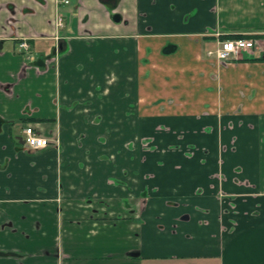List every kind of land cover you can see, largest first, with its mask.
I'll use <instances>...</instances> for the list:
<instances>
[{
  "label": "crops",
  "instance_id": "crops-1",
  "mask_svg": "<svg viewBox=\"0 0 264 264\" xmlns=\"http://www.w3.org/2000/svg\"><path fill=\"white\" fill-rule=\"evenodd\" d=\"M0 264H264V0H0Z\"/></svg>",
  "mask_w": 264,
  "mask_h": 264
},
{
  "label": "built area",
  "instance_id": "built-area-1",
  "mask_svg": "<svg viewBox=\"0 0 264 264\" xmlns=\"http://www.w3.org/2000/svg\"><path fill=\"white\" fill-rule=\"evenodd\" d=\"M63 3H68V0H61ZM62 22L61 16L55 20L56 26H60ZM254 46L253 40L250 38L236 37L224 40H218L216 47L208 51V55L214 56L221 63H226L231 60H237L243 53H248ZM18 51L23 55H27L29 45L25 39H22L18 44ZM25 144L29 148H44L47 145V140L44 137L37 135L31 127H26L24 130Z\"/></svg>",
  "mask_w": 264,
  "mask_h": 264
},
{
  "label": "flooded vegetation",
  "instance_id": "flooded-vegetation-1",
  "mask_svg": "<svg viewBox=\"0 0 264 264\" xmlns=\"http://www.w3.org/2000/svg\"><path fill=\"white\" fill-rule=\"evenodd\" d=\"M61 19H62V18H61ZM61 26H62V23H61V25H60L59 27H61ZM56 27L59 28L58 26H56ZM232 36H233V35H232ZM228 38H232L231 35H230V36H225V37H221L220 35H218V37H217V39H216V44H217V41H218V40H224V39H228ZM235 38H236V37H235ZM244 38H250V39H252V40H253V43H254V46H255L256 39H255L252 35H248V36H246V37H244ZM22 39H25V40L27 41L29 47H30V40H31V37H28V36H20V37H17V38H16V40H17V44H18ZM53 39L56 40L55 42L57 43V44H56L57 47H56V49H55V53L51 56L52 58L49 57V58H51L52 60H53L54 58L58 57V55H60V54L63 52V49H62L61 45L58 43V41H59V36L56 35L55 37H53ZM254 46H253V48H254ZM253 48H252V49H253ZM29 50H30V48H29ZM29 50H28V52H29ZM212 50H213V49H212ZM208 51H210V50H208ZM208 51L206 52L207 56H210L211 58H214V56L208 55ZM239 58H241V57H239ZM239 58H238V59H239ZM238 59H237V60H238ZM48 60H49V59H48ZM25 128H26V127H25ZM25 128H23V130H24ZM31 128H32V127H31ZM156 128H157V130H164V129L169 130V128H167V127H161V126H158V127H156ZM32 130L38 135V133L35 131L34 128H32ZM23 133H24V132H23ZM39 136H40V135H39ZM41 137H42V136H41ZM44 138H45V137H44ZM45 139L47 140V145H46L44 148L50 147V148H53V149H56V150H58V149L60 148L59 141H58L57 138H54V139H48V138H45ZM152 139H153V137H152L151 135L148 136V137H143V139H142V141H141V146H142V149H143V150H146L147 148H150V146H151V142H152ZM24 146H25L27 149L38 150V149H36V148H29V147L25 144V140H24ZM39 149H42V148H39ZM152 177H153V174H151V173H147V174L144 175V178H146V179H149V178H152ZM225 178H226V177H225V175H224L223 173H221V172L218 173V175H217V179H218L220 185H222V183L226 180ZM219 196L224 197V198H228V194H227V193L225 192V190L222 189V188L219 189Z\"/></svg>",
  "mask_w": 264,
  "mask_h": 264
},
{
  "label": "trees",
  "instance_id": "trees-1",
  "mask_svg": "<svg viewBox=\"0 0 264 264\" xmlns=\"http://www.w3.org/2000/svg\"><path fill=\"white\" fill-rule=\"evenodd\" d=\"M246 36H248V35H233V36H231L232 38H235V37H246Z\"/></svg>",
  "mask_w": 264,
  "mask_h": 264
}]
</instances>
